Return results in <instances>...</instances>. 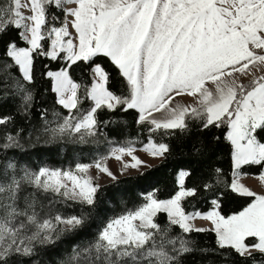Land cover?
Here are the masks:
<instances>
[{
    "label": "snow or ice",
    "instance_id": "obj_1",
    "mask_svg": "<svg viewBox=\"0 0 264 264\" xmlns=\"http://www.w3.org/2000/svg\"><path fill=\"white\" fill-rule=\"evenodd\" d=\"M0 264H264V0H0Z\"/></svg>",
    "mask_w": 264,
    "mask_h": 264
},
{
    "label": "trees",
    "instance_id": "obj_2",
    "mask_svg": "<svg viewBox=\"0 0 264 264\" xmlns=\"http://www.w3.org/2000/svg\"><path fill=\"white\" fill-rule=\"evenodd\" d=\"M52 162L57 164L58 166H68L69 164L74 163V158L69 156L67 158L63 156H56L53 154L52 156ZM82 162H90V157H83ZM122 185L127 186L129 189L135 190V186L137 184V181L135 179H128L126 177H121ZM107 184V183H106ZM109 192H112V188L107 189Z\"/></svg>",
    "mask_w": 264,
    "mask_h": 264
},
{
    "label": "rangeland",
    "instance_id": "obj_3",
    "mask_svg": "<svg viewBox=\"0 0 264 264\" xmlns=\"http://www.w3.org/2000/svg\"><path fill=\"white\" fill-rule=\"evenodd\" d=\"M108 164H109V167H110L113 171H116V169H117L118 166H119V165H118V162L115 161L114 159H110V160L108 161ZM92 172H93V174H95V172H96L95 168L92 169ZM100 182H101V184H106V183H108V178L102 176Z\"/></svg>",
    "mask_w": 264,
    "mask_h": 264
}]
</instances>
